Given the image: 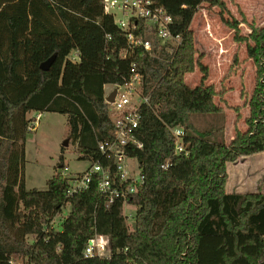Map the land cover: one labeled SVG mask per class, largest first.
Returning <instances> with one entry per match:
<instances>
[{
    "label": "trees",
    "instance_id": "trees-1",
    "mask_svg": "<svg viewBox=\"0 0 264 264\" xmlns=\"http://www.w3.org/2000/svg\"><path fill=\"white\" fill-rule=\"evenodd\" d=\"M157 1L172 16L178 46L172 53L161 46L157 56L137 46L122 57L126 40L102 0H0V264L14 252L31 264H264V187L225 189L227 162L264 154V25L251 24L241 35L239 21L225 19L234 38L246 40L256 67L247 128L236 127L226 143L223 108L214 101V86L204 83L208 69L194 56L189 26L204 0ZM208 1L225 8L224 0ZM72 51L78 59L69 57ZM131 64L148 95L135 129L142 145L126 146L144 176L128 196L135 224L126 221L121 197L105 204L94 179L68 193V177L57 171L46 189H27V112L65 113L79 157L105 164L97 144L112 136L104 85L122 82ZM195 65L203 74L190 86L184 74ZM195 114L215 120L200 128ZM176 124L184 127L187 154L173 151L169 127ZM66 204L69 211L56 228L52 219ZM95 233L108 235L109 256L82 254ZM27 234H34L32 242Z\"/></svg>",
    "mask_w": 264,
    "mask_h": 264
},
{
    "label": "rangeland",
    "instance_id": "rangeland-1",
    "mask_svg": "<svg viewBox=\"0 0 264 264\" xmlns=\"http://www.w3.org/2000/svg\"><path fill=\"white\" fill-rule=\"evenodd\" d=\"M224 2V9L218 5L210 4L208 0H204L199 6L198 11L206 12L209 19V33L205 28L204 20L203 22L200 21L199 24L197 22L194 24L197 41V51L194 56L200 55V61L208 69L207 77L212 81L208 80L207 82L206 77L204 83L212 84L217 91L214 101L223 108V133L226 130V109L232 110V114L229 111L227 113L229 117L227 130L232 129L233 131V126L238 128L239 122L242 130L247 128L243 118L249 114L248 100L253 86H249V84L246 86L244 73L248 67L252 68L253 73H256L255 64L247 55L246 40H236L233 35V28L227 25L225 19H237L241 35L249 33L251 24L264 25V0H224ZM219 46H222L219 49L221 54L218 51ZM69 57L78 59L73 51ZM248 59L249 62H246ZM205 61L212 63L211 71ZM195 66L194 70L199 76L198 81H200L203 72L197 65ZM234 73H236L235 75L240 74L239 83L236 84L233 93L235 101L231 100L230 97L225 98V90L230 87L233 89V84L227 85L226 79ZM253 78L255 79L254 74ZM108 87L110 84L105 89ZM225 87L227 88L225 89ZM27 117L30 126L24 143V177L27 189L33 187L46 189L48 178L57 171H61L62 165H67L68 175L71 176L70 174H76L90 164V160L79 157L76 143L69 136V124L65 113L31 110L27 112ZM193 120L198 127L204 128L208 127L215 119L208 114H195ZM223 139L225 141V137ZM64 140L67 141L66 144H63ZM60 155H62L61 162ZM226 171L225 189L227 191L247 192L263 189L264 154L262 151H258L248 155H239L236 160L227 162ZM69 208V204H66L53 217L52 224L56 228L59 227L60 218L63 219L62 217L68 213ZM122 211L126 214L128 224L132 223L135 206L131 203H125ZM34 237V234L26 235L29 242H32Z\"/></svg>",
    "mask_w": 264,
    "mask_h": 264
},
{
    "label": "built area",
    "instance_id": "built-area-1",
    "mask_svg": "<svg viewBox=\"0 0 264 264\" xmlns=\"http://www.w3.org/2000/svg\"><path fill=\"white\" fill-rule=\"evenodd\" d=\"M102 4L104 10L112 15L114 23L126 40V45L120 51L122 57L127 56L137 46L153 56L158 55L161 46L169 53L178 46L181 37L179 33H173L171 30L172 16L157 0H102ZM108 84L110 87L105 89ZM113 88V99L107 100L105 97ZM104 100L108 104L112 136L98 140L97 144L107 163H101L99 160L90 162L85 169L70 174L71 176L68 175L67 165H62L60 173L68 177V193L86 187L94 179L98 191L106 197L105 204L109 205L115 197H121L122 210L125 203H130L128 196L137 190L144 179L138 161L126 152L127 145H142L135 129L139 122L141 105L148 101V95L143 92L142 73L134 64H131L128 76L122 82L104 85ZM169 129L174 140L173 151L187 154L183 139L184 127L176 124ZM168 164L166 158L160 166L165 168ZM82 254L109 256L111 245L108 235L95 233L88 237ZM26 259L14 252L6 264H31L26 262Z\"/></svg>",
    "mask_w": 264,
    "mask_h": 264
},
{
    "label": "crops",
    "instance_id": "crops-1",
    "mask_svg": "<svg viewBox=\"0 0 264 264\" xmlns=\"http://www.w3.org/2000/svg\"><path fill=\"white\" fill-rule=\"evenodd\" d=\"M203 1H201L200 3H198L197 4V6H196V8H195V10H194V12H193V14H192V17H191V20H190V23H189V26L193 29V36H194V44H195V47L197 46L196 45V43H197V41H196V29H195V26H194V24L197 22V24H199V22L200 21H202L203 22V20H204V22H205V24H206V26H205V28L208 30V33L210 32V22H209V19H208V17H207V15H206V12L204 13V12H201V11H198V9H199V6L200 5H202L201 3H202ZM218 35V34H217ZM197 48V47H196ZM222 48V46H219V48H218V51H219V53L221 54V50H219V49H221ZM247 51V50H246ZM195 54H196V52H195ZM195 57H196V55H195ZM250 60H252L251 58H250ZM246 62H249V59L248 60H246ZM205 63H207L208 65H209V67H210V71H211V69H212V63H208L207 61H205ZM252 63H253V60H252ZM251 63V64H252ZM215 63H213V66H215L214 65ZM253 65V64H252ZM196 67V66H195ZM195 69V68H194ZM192 70V71H188V72H185V74H184V80H185V82L188 84V85H190V86H194V85H196V84H198L199 83V81H198V79H199V76H198V74H197V72L195 71V70ZM236 73H234V74H232L231 76H229L227 79H226V83H227V85L229 84V83H232L233 84V89L230 87L229 89H227V90H225V98H232L231 100H236L234 97H233V93H234V91H235V87H236V84H238L239 83V80H240V77H239V75L240 74H238V75H235ZM253 74L255 75V73H253V71H252V68L250 69L249 67L246 69V71H245V73H244V82H245V84H246V86H248V84H249V86L251 85V86H253L254 87V84H255V79L253 78ZM208 80H211V79H209L208 77H207V82H208ZM212 81V80H211ZM211 81H209V82H211ZM205 84H208V83H205ZM253 87H252V89H253ZM227 87H225V89H226ZM216 90V89H215ZM215 100V99H214ZM228 111L230 112V114H232V110H229V109H226V112L228 113ZM226 113V116H225V120H226V130H225V133H223V137H225V141L228 143L231 139H232V137H233V135H234V132H235V127L233 126V128H234V130L232 131V129H228L227 130V127H228V121H229V117H228V114ZM230 116V115H229ZM243 120H244V123H245V117L243 118ZM246 124V123H245ZM241 125H240V122H239V127H238V129H240V130H242V128L240 127Z\"/></svg>",
    "mask_w": 264,
    "mask_h": 264
},
{
    "label": "water",
    "instance_id": "water-1",
    "mask_svg": "<svg viewBox=\"0 0 264 264\" xmlns=\"http://www.w3.org/2000/svg\"><path fill=\"white\" fill-rule=\"evenodd\" d=\"M52 57H53V56H50V57H49L48 59H46L45 61L41 62L40 67H41L42 69H47L48 66H49V63H50L51 60H52ZM114 94H115V88H113V89H112V90L106 95L105 98H106L107 100H112ZM66 143H67V141L64 140L63 144H66ZM132 223H133V225H134V224H135V221H133Z\"/></svg>",
    "mask_w": 264,
    "mask_h": 264
}]
</instances>
